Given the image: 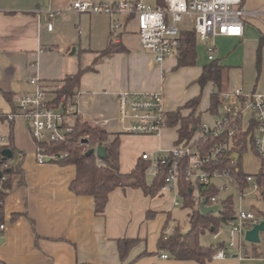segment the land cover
<instances>
[{
  "label": "crops",
  "instance_id": "crops-1",
  "mask_svg": "<svg viewBox=\"0 0 264 264\" xmlns=\"http://www.w3.org/2000/svg\"><path fill=\"white\" fill-rule=\"evenodd\" d=\"M75 1L0 0V135L5 145L10 142V137L13 138V162L21 164L23 171L22 175L14 177L4 204L6 230L0 240V264H122L117 242L120 239L141 240L131 250L125 264H200L192 260H175L171 256L161 258L167 255L158 248L166 223H169L168 235L177 228L170 224L172 210L176 207L172 194L150 198L140 189L118 188L110 194L104 213L97 214L93 197L76 196L70 190L77 174L75 166L50 162L40 164L34 139L24 119L18 116L9 122L6 117L19 114L18 97L35 91V86L30 83L33 78L40 80L47 89V101L52 102L55 100V86L61 85L68 76L85 70L79 86L77 116L82 121L105 128L109 133L120 135L121 172L128 174L143 154L157 156V153L171 151L176 147L178 134L177 128H167L160 137L121 134L117 121L118 94L162 91L168 113L175 111L201 94L197 80L203 67L213 61L224 67V94L228 87L226 72L229 70L223 59L238 47L248 57H255L258 80L261 75V71H257L258 49L260 39L264 37L261 24L264 23V0H243L242 5L248 12H258L259 15L246 18L243 36L213 38L226 45L219 52V57L215 44L214 59L210 60L207 40L201 41L197 36L201 44H197L196 66L178 69L175 56L159 64L152 53L142 48L134 20L127 22L121 34L120 45L126 51L101 55L112 42L111 18L105 14L77 13L72 10ZM118 1L96 0L99 4ZM147 3L158 7L157 0H147ZM180 29L190 30L193 25ZM201 52L205 56L202 57ZM263 55L264 48L262 65ZM210 86L214 88L209 84L202 92L197 113L200 114L202 129L204 126L213 127L226 108L224 106V111L217 115L209 111L213 92ZM256 87L246 96L259 94L264 97ZM206 89L208 93L205 95ZM184 113L188 114L187 111ZM204 113L208 114L207 117L203 116ZM251 127L250 139L254 147L258 124L253 113L246 111L241 130L247 131ZM200 137H203L202 132L195 139ZM136 140L148 145L138 147ZM126 146L130 151L128 156L124 155ZM248 151L260 161L257 174L264 172L263 160L254 151ZM211 185L217 187L214 183ZM225 186L228 188L226 192L230 191ZM220 191L217 199L226 200L225 191L221 188ZM241 195L239 210L234 207L235 216L241 210L249 211L260 215L264 221V179L258 192L249 195L247 190ZM245 196L250 200L249 204L244 201ZM167 202L172 206L168 211L163 208ZM149 211L155 213L152 218L147 217ZM228 228L226 224L218 230H224L219 241L212 236L218 242L215 246L224 249L228 257L212 259L206 264H264V233L260 234V244L244 240L242 247L228 248ZM224 235L226 240L222 238Z\"/></svg>",
  "mask_w": 264,
  "mask_h": 264
},
{
  "label": "built area",
  "instance_id": "built-area-1",
  "mask_svg": "<svg viewBox=\"0 0 264 264\" xmlns=\"http://www.w3.org/2000/svg\"><path fill=\"white\" fill-rule=\"evenodd\" d=\"M165 7H153L147 0H120L117 3L99 4L96 0H76L72 10L81 14H105L111 18V41L120 43L121 34L127 22L134 20L137 24V35L142 48L153 54L155 61L163 64L169 57L176 55L180 46V24L187 17L193 20V29L201 41L209 37L227 36L241 37L244 33L246 18L258 16V12H248L242 5L243 0H164ZM52 29V27H50ZM214 46L208 49L209 59H214ZM30 83L35 86L33 93L18 97L19 114H10L9 122L21 116L30 129L32 138L36 143L61 142L72 131L70 117L77 115V96L74 99L63 96L58 106L47 101V89L35 77ZM62 85L55 88L59 91ZM57 97L55 93V98ZM222 101H228L225 113L214 122L213 127L204 126L203 137H222L228 132L230 139L240 130V122L246 111H251L258 124V136L254 148L260 159L264 161V97L259 94L246 96L241 90L233 94H222ZM118 125L123 135L160 137L168 127V111L165 106V97L162 91L131 93L122 92L117 96ZM4 138L0 135V147L4 146ZM227 152L225 145H217L202 153L193 143L187 146L174 147L166 154L156 156L154 178L160 169L171 167L165 179L162 193L171 195L176 207H183L177 198L178 170L184 159L190 160L189 180L194 183L210 186L213 178H224L227 175L208 171L214 162H218ZM38 162L44 164L56 156L44 154L37 147ZM153 154H143L142 158L151 161ZM249 183L248 193H256L260 185L252 175L247 177ZM227 191L228 188L222 187ZM217 198H212L216 203ZM212 206V205H210ZM263 219L253 212L241 210L233 220L228 223V248L242 247L245 233L260 224ZM6 230V224L0 221V240ZM170 230H166L168 235ZM224 230L213 235L219 241ZM239 254H237L238 256ZM228 255L224 249L214 254L213 259H226ZM161 258L167 259L168 255Z\"/></svg>",
  "mask_w": 264,
  "mask_h": 264
},
{
  "label": "trees",
  "instance_id": "trees-1",
  "mask_svg": "<svg viewBox=\"0 0 264 264\" xmlns=\"http://www.w3.org/2000/svg\"><path fill=\"white\" fill-rule=\"evenodd\" d=\"M157 5L165 7L164 0H157ZM197 44L198 38L194 29L182 30L180 32V46L176 52L177 66L176 69L182 67H194L197 64ZM264 48V37L260 39L257 71H261V53ZM126 49L118 44L111 42L109 47L101 52V55H109L117 52H124ZM85 70H80L77 74L68 76L62 82V88L55 91L57 97L52 102L59 104L63 96L74 99L79 91L82 75ZM224 67L220 66L217 61L210 62L203 67L202 74L197 80L203 92L204 88L212 84L214 90L210 96L209 111L213 114H219L221 105V94L224 85ZM59 85L55 86L58 87ZM202 92L199 96L188 101L183 107L168 113V127L177 128L178 139L176 147L187 146L193 143L198 146L202 153L209 151L217 145H225L227 152L222 155L218 162H214L208 171L212 174L218 171L220 174L227 175L232 182L238 187L241 194H245L249 188L246 174L243 170L242 159L248 150L256 153L255 148L250 139L249 128L242 131V121L239 123L240 130L230 139L225 133L222 137H200L195 139L196 135L202 132L201 118L198 108L202 99ZM187 111L186 115L184 112ZM8 117V116H7ZM6 117V118H7ZM4 118V117H2ZM70 126L72 131L66 135V139L61 142L53 143H36V148L40 147L44 154L56 159L50 163L60 166H75L77 174L76 178L70 184V190L76 196L93 197L96 204V213L103 214L109 202L110 194L118 189H140L145 196L156 198L162 196V187L165 179L170 173L171 167L168 165L162 167L157 177L151 182L147 180L146 173L149 168V161L141 158L135 168L128 174L121 172V139L120 135L109 133L105 128L86 121H82L79 116L72 115L70 117ZM13 123V122H12ZM10 142L0 147V221L4 222V204L9 192L13 186V179L18 175H22L21 164H15L13 158H6L3 154L5 149L15 152L13 138ZM250 145V146H249ZM103 147L105 156L99 157L96 154L88 155L92 149ZM239 155L240 159L236 161L232 159V155ZM257 154V153H256ZM264 164V161H263ZM190 160L184 159L178 170V194L184 199V206L195 203L194 191L197 187L200 192L198 204L207 199L208 205H218L222 211L213 214H204L199 208L190 216V229L182 232L178 228L171 235H166L168 228L166 223L163 233L159 239L158 248L161 252L167 253L168 257L180 261H196L200 264H206L213 259L221 247L220 246H204L201 244V236L207 231L215 234L222 226L228 224L235 218L233 198L228 197L226 200H217L212 202V198H217L221 191L214 185L205 186L197 184L189 180ZM261 186L264 179V172L252 175ZM153 212H148L147 217L152 218ZM140 239H120L118 240V251L122 264L127 260L131 250L140 242ZM246 243V242H245ZM256 256L257 253H255Z\"/></svg>",
  "mask_w": 264,
  "mask_h": 264
},
{
  "label": "rangeland",
  "instance_id": "rangeland-1",
  "mask_svg": "<svg viewBox=\"0 0 264 264\" xmlns=\"http://www.w3.org/2000/svg\"><path fill=\"white\" fill-rule=\"evenodd\" d=\"M261 24L264 28V23H261ZM192 25H193V20L186 18L184 19L183 23L180 24V27L181 28H191ZM136 27H137V24H136ZM198 44L199 45L201 44L199 40H198ZM207 44L209 47H213V45L215 44L217 45L218 47L217 56L218 57H219V52L222 49L226 48L225 47L226 45L217 42L215 39H213V37H209L207 39ZM232 50L233 49L229 50V52H231ZM201 55L202 57L205 56L203 52H201ZM223 63L224 65L228 66L227 68L229 70V72L227 71L228 73L226 72L227 74L226 82L228 84V87H226L227 94L231 95L236 90H241L243 95H247L253 90L255 85H257L256 87L257 92L259 91V92L264 93V55H263V65L261 69V75L258 80H257V72L255 68V57L254 56L248 57L247 53H244V50H239V47L236 50H233L232 53H227L223 59ZM210 90H214V88L212 89V87L210 86ZM207 93H208V89L205 90L204 94L206 95ZM204 101H205V97H204ZM227 104H228V101L227 102L223 101V105H220L219 107L220 113L224 111V106L226 107ZM203 106L204 105H202V109H203ZM207 115L208 114L206 113L203 114L204 117L205 116L207 117ZM209 116L211 117L210 114ZM130 136L153 137V136H137V135H130ZM135 142H136L135 145L138 147H142V146L146 147L148 145V143L142 142L141 140L140 141L136 140ZM126 149H127V146L125 150ZM124 155H127V156L130 155V151L126 150V152H124ZM155 162H156V156L154 155L151 158V162H149V168L146 173V177L149 182H151L154 179V171H155V164H156ZM259 163H260L259 159L256 157V155L253 154V152L248 151L244 154L243 159H242V165L246 173L253 174V175L257 174ZM212 183H214L219 189L224 187L225 185L229 187L230 191L228 192L225 191L224 198L232 197L234 207L238 211L240 208V204H241L240 198L242 199V195L238 187L232 182V180L229 177L213 178ZM251 194L252 193H249V195ZM172 195H173L172 197H174L175 195L174 192ZM177 198L180 201L181 205L184 204V199L181 196H179V194L177 195ZM194 198H195L194 204L189 205V206H183L181 208L175 207L172 210V216H171V221H170L171 226L174 225L182 232H187L190 229V216L193 213V211L197 210L199 207L198 199L200 198V192L197 187L195 188V191H194ZM244 201L246 202V204H249L250 202V200L247 199V197L244 199ZM261 203H263V200ZM163 208H165L168 211L172 209V206L169 202H167L165 203ZM212 236H213L212 233L210 231H207L204 235L201 236V239H200L201 243L204 245H215L216 243H218L217 241L213 240ZM222 238L226 240V235H224ZM246 244L249 245V243L247 242Z\"/></svg>",
  "mask_w": 264,
  "mask_h": 264
},
{
  "label": "water",
  "instance_id": "water-1",
  "mask_svg": "<svg viewBox=\"0 0 264 264\" xmlns=\"http://www.w3.org/2000/svg\"><path fill=\"white\" fill-rule=\"evenodd\" d=\"M3 154L6 158H9V159L13 158V152L10 149H5ZM87 154L88 155L96 154L99 157H104L105 149L103 147H98L96 150L95 149L90 150ZM232 159H235L236 161H238L240 157L239 155L234 154L232 155ZM47 162H50V160L48 159ZM200 211L204 214H213V213L222 211V208L218 205L209 206L207 199H204L200 204ZM261 233H264V221L254 226L252 229L247 230L245 233V240L251 244H260L261 243V238H260Z\"/></svg>",
  "mask_w": 264,
  "mask_h": 264
}]
</instances>
